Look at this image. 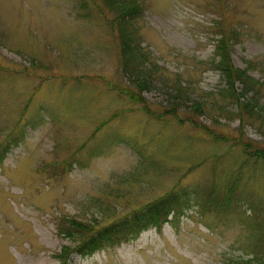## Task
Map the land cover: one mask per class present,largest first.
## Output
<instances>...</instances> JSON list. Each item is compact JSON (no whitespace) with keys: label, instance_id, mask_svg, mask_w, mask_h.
I'll list each match as a JSON object with an SVG mask.
<instances>
[{"label":"rangeland","instance_id":"rangeland-1","mask_svg":"<svg viewBox=\"0 0 264 264\" xmlns=\"http://www.w3.org/2000/svg\"><path fill=\"white\" fill-rule=\"evenodd\" d=\"M136 2L141 74L119 65L104 0H0V264H60L63 247L66 264H264V160L235 145L264 147V118L226 111L211 65L219 27L233 31L229 59L263 84L245 98L264 108V0ZM230 180L231 209L73 250L173 190Z\"/></svg>","mask_w":264,"mask_h":264},{"label":"trees","instance_id":"trees-1","mask_svg":"<svg viewBox=\"0 0 264 264\" xmlns=\"http://www.w3.org/2000/svg\"><path fill=\"white\" fill-rule=\"evenodd\" d=\"M107 8L116 16L112 21L116 20L117 38H118V61L119 65L129 74H141V65L145 58L143 50L138 42H135L134 30L130 29V23L141 13V5L136 0H104ZM218 26L219 22L216 23ZM220 26V25H219ZM218 28V27H217ZM219 27V32L214 38L213 57L211 65L219 72L223 79V86L218 89V98L223 102H228L226 109L228 112L235 111L239 119L242 117H250L256 115L264 118V108L257 105L255 98H245V94L251 92L256 95L260 90L262 83L256 79L248 76L245 70L237 68L232 65L228 55V42L233 39V31H226ZM221 30V31H220ZM216 57V59H215ZM143 80V79H142ZM238 84L240 87L236 86ZM143 85V81H139L138 87ZM138 98V97H137ZM195 108H199V104H195ZM236 140V139H235ZM238 141V142H237ZM235 145L240 147L241 154L245 159H261L264 160V147H257L253 141L236 140ZM244 159V160H245ZM1 160V156H0ZM244 161L242 162V164ZM241 167H238V169ZM236 185L234 180L228 181L222 191H219L215 186H211L207 190L204 188L182 189L180 191H171L163 197L154 200L145 205L142 210L132 213L120 221L108 224L101 227V229L91 230L90 233L84 235V238L73 247L82 256H88L96 250L102 249L109 244H117L126 242L129 239L135 238L142 230L150 227L158 229L164 222H167L168 217L177 215L186 209H199L200 212L208 210H227L235 207L239 203L238 198L231 199V194L235 190ZM204 190V191H203ZM244 201V200H243ZM247 202V201H246ZM250 208L251 203H248ZM73 225V233H65L68 237L78 235L79 231H85L87 227L70 220ZM81 229V230H80ZM79 234L78 236H81ZM74 236L73 239H77ZM65 247L62 248L60 254L57 255L60 259V264H66L60 258L61 253Z\"/></svg>","mask_w":264,"mask_h":264}]
</instances>
